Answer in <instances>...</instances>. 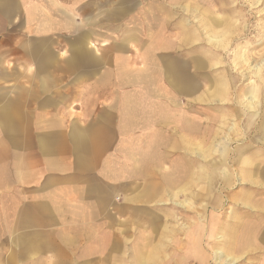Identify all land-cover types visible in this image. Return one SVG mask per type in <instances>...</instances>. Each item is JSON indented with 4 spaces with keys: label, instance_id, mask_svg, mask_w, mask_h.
I'll return each instance as SVG.
<instances>
[{
    "label": "crops",
    "instance_id": "1",
    "mask_svg": "<svg viewBox=\"0 0 264 264\" xmlns=\"http://www.w3.org/2000/svg\"><path fill=\"white\" fill-rule=\"evenodd\" d=\"M4 3L5 26L17 17L33 36L17 42L16 68L0 70V192L17 199L0 202L14 214L12 230L0 226V264H130L139 241L165 232L169 211L157 206L187 201L201 213L203 199L218 205L236 181L259 198L234 194L244 209L234 221L257 225L254 246L264 254L262 92L257 101L246 86L236 92L231 66L213 73L223 61L216 54L193 55L192 75L180 64L185 55L155 52L173 38L159 37L136 0ZM226 19L205 16L213 44L229 33ZM184 94L194 103L231 100V109L204 126L195 112L179 111ZM186 141H197L190 154Z\"/></svg>",
    "mask_w": 264,
    "mask_h": 264
},
{
    "label": "rangeland",
    "instance_id": "2",
    "mask_svg": "<svg viewBox=\"0 0 264 264\" xmlns=\"http://www.w3.org/2000/svg\"><path fill=\"white\" fill-rule=\"evenodd\" d=\"M136 1V4H138L136 11L139 15L142 11L148 13L149 20L154 22V28L156 30L161 29L162 35L160 34L161 36L159 37L171 36V38H173L174 43L171 44V46H159L157 50L155 46V52H161L172 56L175 54L185 55L187 60H181L180 64H185L186 71L190 72L192 75L195 73L193 60L191 61L193 55L206 59L212 58L211 55L216 54L218 58H222L223 61L219 62L221 63L220 68L213 70V73L220 71L225 73L228 66H231V70L236 72L240 79L238 83L239 89H236V92L241 93L240 90L243 91V86L248 87L250 90L248 98H250V94L256 97L251 99L252 101L258 100L257 95L259 92H262V95L264 94V5L258 6L253 4L250 0H211L200 5H197V0ZM5 5L4 0H0V70L2 68H16L17 62L13 60V56L16 55L17 52V42L19 39H23L24 36H26V38L33 36L32 31L26 30V32H24L20 27L17 17L14 18L15 22L12 26H5L6 17L9 15L8 14L6 17L2 15L3 11H5L4 8H8V6ZM199 6L202 7L201 10H199ZM194 7H197L199 12H192V8ZM206 15L227 18L225 29H228L229 33L222 36L217 45L209 41L208 33H212L213 30H211L212 28L206 23ZM155 35H157V33ZM135 51L139 52V50ZM242 54L247 58V62H242L240 60ZM9 58L10 60H8ZM164 60L166 59L162 61L164 65L170 61ZM159 64L161 65V63ZM254 65L259 66V68L253 70L252 67ZM207 67H205V70L208 69ZM196 70V81H200L199 73L201 71L198 68ZM156 80V83H158V81L159 83L163 82L159 77ZM160 80L162 82H160ZM163 80L165 81V79ZM1 81L0 75V84L2 83ZM196 91L198 96L200 90L198 89ZM178 101L181 107H179V111L185 110L187 113L195 112L198 124H204V126L212 125L213 127H215L216 123L219 124L218 120L220 119L217 118V116L228 112L232 104L231 100H224L223 102L212 100L204 104L197 101V99L194 103L193 97L186 94L179 96ZM260 110L261 106L259 105V111ZM214 122L216 123L214 124ZM189 143H191V145ZM193 143V141L180 142L181 145L183 144V146H186L187 150L185 149V151L189 154L193 152V147H196L197 141L195 145ZM235 144L236 143L232 141L229 146L233 147ZM182 147H180V149L184 151ZM1 148L2 141L0 140V152H2ZM256 162L259 163L260 166H264V151L259 152ZM221 190L226 192L225 189ZM228 190V194L224 193V197L220 198L222 202L218 203V205H206L205 210H201V213L197 212V205L188 204L185 207H178L165 204L157 206V212L159 213H162L164 210L169 211V222L167 224L166 221H164V225H166L164 226L165 232L162 236L161 233H157L156 229L151 241L149 240L147 242L143 239L142 242H138L142 254L145 255V253L152 250L155 246L157 247V252L154 254L159 256L158 261L160 264H162L161 261H163L164 264H178L179 259L183 260L182 264H195V261L192 260L190 256L188 258L183 257L185 253L182 254L179 250L181 245L180 239L183 240L184 232L192 228L195 222H202L205 224L204 222L209 217H213L218 221L220 229L226 226H232L231 224L234 222L236 215L243 214L244 212V209L241 208L240 205H234L232 200L233 195L249 192L252 197L259 198L258 196H254L257 195V193H251L253 191L251 186H243L237 181L234 182ZM260 197H264V194L260 195ZM255 200L257 201V199ZM1 201L11 204L17 202V199L0 192V202ZM203 202H205L204 199L201 204ZM201 204L198 206L199 208ZM260 204L261 203L257 204L256 207H259ZM3 214L6 215V220L3 225L0 224L1 229L6 227L5 229L12 230V220L14 218L13 210L11 207L0 210V220H2ZM252 215L253 214H251V216ZM216 231V235L220 234L219 229ZM224 234L228 235V233ZM216 240L214 242L216 243V248H220V242ZM256 243L255 235V240L245 246L241 252H233V256H236L237 259L231 264H259V261L264 262V254L258 251L257 247L254 246ZM209 251L213 252L211 249ZM41 255L45 257L51 254L43 251ZM208 258L211 263L217 264V261L213 259L214 257H211L210 253ZM127 259H129V257ZM136 261L138 262L136 254L133 253L129 262L130 264H136ZM150 262L149 258L145 259L146 264H152V262ZM179 264L181 263L179 262Z\"/></svg>",
    "mask_w": 264,
    "mask_h": 264
},
{
    "label": "bare ground",
    "instance_id": "3",
    "mask_svg": "<svg viewBox=\"0 0 264 264\" xmlns=\"http://www.w3.org/2000/svg\"><path fill=\"white\" fill-rule=\"evenodd\" d=\"M218 171L222 173L223 178L226 177L227 179V169L219 166ZM185 203L188 205L187 201H185ZM179 204L180 206H184L182 202H180ZM206 205L207 202H203L200 209L205 210ZM204 223L205 224H203L202 222L193 223L194 226L184 232L183 240L180 239L181 245L179 247V250L182 252V254L185 253L183 257L188 258L190 256L192 260L195 261V264H213L208 258L209 253L211 257H214L213 259L217 261V264H231L237 259L236 256H233V252H241L245 246L249 245L253 240H255V227H257V225L253 222H250V224L246 225L245 223L247 222L239 224L238 221H234L231 224L232 226H226L222 229H220L218 221H216L213 217H209ZM218 229L220 234L216 235V230ZM224 233H228V235H225ZM216 239L220 242V248H216V243H214ZM210 249L211 251L213 250V252H210ZM155 252H157V247L154 246L152 250L143 255L140 246L137 245V249L134 250L136 259L138 260V262L136 261V264H146L145 259L147 258H149L152 264H160V262L158 261L159 256L155 255ZM161 262L162 264H164L163 261ZM179 262L182 264L183 260L179 259L178 264Z\"/></svg>",
    "mask_w": 264,
    "mask_h": 264
}]
</instances>
